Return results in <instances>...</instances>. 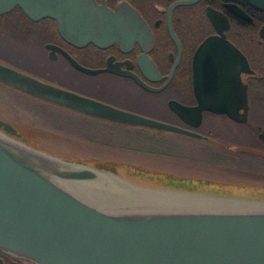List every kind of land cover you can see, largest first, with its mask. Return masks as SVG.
Masks as SVG:
<instances>
[{"label": "water", "instance_id": "water-1", "mask_svg": "<svg viewBox=\"0 0 264 264\" xmlns=\"http://www.w3.org/2000/svg\"><path fill=\"white\" fill-rule=\"evenodd\" d=\"M248 1L264 7V0ZM13 4L31 18L52 17L59 34L76 45L105 41L118 31L119 8L112 11L94 0H0V11ZM122 6L137 13L129 4ZM68 58L87 71L99 69ZM245 64L244 55L223 36L205 37L192 62L197 104L179 108L197 118L202 108L242 118L233 104L236 99L245 103L244 85L237 75ZM0 82L107 120L196 134L38 78L2 60ZM115 172L36 147L0 117V250L36 264H264L263 206L146 204L111 209L81 193L84 187L101 189L111 174L121 173Z\"/></svg>", "mask_w": 264, "mask_h": 264}, {"label": "flooded vegetation", "instance_id": "flooded-vegetation-1", "mask_svg": "<svg viewBox=\"0 0 264 264\" xmlns=\"http://www.w3.org/2000/svg\"><path fill=\"white\" fill-rule=\"evenodd\" d=\"M94 1L112 11L119 8L118 31L111 39L87 40L78 45L59 34L52 17L31 18L17 4L0 11V29L6 32L8 39L37 49L39 54L34 55L44 65L39 68L13 66L48 80L54 75L47 64L61 60L86 78L81 91H75L122 109L171 122L196 134L119 123L62 108L75 115L77 124L92 129L95 139L86 144L92 148L86 153L116 162L124 160L114 167L130 169L125 175L135 183L264 200V194L246 191L264 190V117L254 114L264 113L257 110L264 106V7L248 0ZM125 4L134 7L138 14L124 10L122 5ZM210 35L223 36L244 55L245 67H240L237 75L244 85L245 103L240 105L236 99L233 104L242 118L208 108L200 109L197 118L193 112L179 108L197 104L192 62L199 43ZM68 56L82 66L99 69L87 71L77 67ZM144 96L160 103L163 112L146 113L131 105L132 99ZM173 101L175 106L172 108ZM0 117L10 121L21 133L20 124L30 123L22 116L21 120ZM106 123L123 128L106 126ZM107 134L127 140L128 145L117 143V140L111 145L101 142V135ZM169 144L186 146L193 156L210 160L208 170L173 173L161 160L163 148ZM226 189L245 191L229 192ZM0 261L36 264L2 250Z\"/></svg>", "mask_w": 264, "mask_h": 264}, {"label": "rangeland", "instance_id": "rangeland-1", "mask_svg": "<svg viewBox=\"0 0 264 264\" xmlns=\"http://www.w3.org/2000/svg\"><path fill=\"white\" fill-rule=\"evenodd\" d=\"M34 53L39 54V51L34 47H30V45L11 41L8 39L6 32L0 29V60L5 59V61H8L9 64L17 65L18 67H29L30 65H33L39 68L40 66H44ZM47 66L48 69L51 70L50 72L54 75L49 77L48 80H51L54 83L57 82L59 85L66 86L74 90L81 91V87L86 81V78L81 74H78L70 69L61 60L51 61L47 64ZM86 87H88L87 84ZM20 97L22 96L20 95ZM35 101L36 100L34 99L30 100L32 104H38ZM0 102V108H2L0 109V112H4V116L9 117V113L13 112V109L21 110V114L24 112L25 114L23 115H29L27 117L38 124V130L30 123L20 124L22 133H25L28 137H30V142L28 143L35 146V142H37L38 139H42L48 143L51 141V143L58 149H63L68 152L85 154L86 151L92 150V148L86 146V144L89 143V137L93 135L92 129L83 125H78L74 118L75 116L70 112H66L59 106L51 104L45 106V109L42 112L32 113L30 110L27 112L26 109L19 108L20 105H18L17 102L14 103L13 101L8 99L6 100L1 97ZM130 102L131 105L146 113L163 112V107L160 103L153 102L150 98L145 96L139 97L136 100L132 99ZM11 106L14 107L12 108ZM257 110L264 112V106L258 107ZM254 114L256 117H264V113ZM222 128L227 129L226 126H222ZM36 135H39L40 137ZM36 147L38 146L36 145ZM163 150L164 152L161 153L163 155L161 160L164 164L168 165V169L173 171V173L191 171L192 173H196L197 171L208 170L210 166V160L193 156V154L188 151L189 148L186 146L178 147L173 144H169L167 147H164ZM93 155L96 154H90L91 159L87 161H90L93 164L101 165V167L111 169L116 172L118 170L122 172L120 174L118 173L119 176L111 174L105 184L102 185L103 187L100 186L101 189L99 187L97 189L91 187H81V191L85 193L86 197L91 200L94 199V202L106 208H129L146 204L179 207L204 205L220 206L218 203H211L204 200L206 199L205 197L216 196L208 192L180 187L176 188L172 186H168V188H166L163 186H150L144 183H135L133 180L131 181L129 179V176H126V171H129L130 169L114 167L120 162H125L124 160L121 159L116 162L114 159Z\"/></svg>", "mask_w": 264, "mask_h": 264}, {"label": "trees", "instance_id": "trees-1", "mask_svg": "<svg viewBox=\"0 0 264 264\" xmlns=\"http://www.w3.org/2000/svg\"><path fill=\"white\" fill-rule=\"evenodd\" d=\"M18 91V92H17ZM11 94V95H10ZM20 95L22 96V97H20ZM0 97L1 98H5L6 100L8 99V100H10V101H13L14 103H16L17 102V104L18 105H20L19 106V108H22V109H28V110H30V111H32V113L33 112H35V113H38V112H42L45 108V106H48V105H57V106H59L60 108H65V107H63V106H61V105H58V104H54V103H51V102H48V101H46V100H43V99H40V98H37V97H35V96H32V95H30V94H28V93H26V92H23V91H21V90H19V89H16V88H14V87H11V86H9V85H7V84H4V83H2V82H0ZM23 98H24V100H23ZM15 99V100H14ZM31 99H34V100H36L35 102H37L38 104H36V105H34V104H32L31 102H30V100ZM17 100H19V101H21V102H18ZM22 105H21V104ZM23 106V107H22ZM26 106V107H25ZM25 107V108H24ZM66 109H68V108H66ZM15 110V109H14ZM13 110V112H15V114H13V113H11L10 115L11 116H9V118L11 119L12 117L14 118H17V119H21L22 117L21 116H23V118H25L27 121H30V124L32 125V126H35V128L37 129L38 127V124L35 122V121H33V120H31V119H29L27 116H29V115H23V114H25L24 112H23V114H21L20 112H19V110H15L14 111ZM21 115V116H20ZM0 116H3V113H1L0 112ZM32 122V123H31ZM107 125L106 126H110V125H116L117 127H120V128H123L122 126H119L118 124H111V123H106ZM38 130V129H37ZM25 134V133H24ZM36 136H38V137H40L39 135H36ZM37 139V138H36ZM89 139L91 140H93V139H95V137H93V136H90L89 137ZM118 139H120V140H118ZM25 140L27 141V142H30V137H28L26 134H25ZM100 140H101V142H103V143H105V144H107V145H111L112 143H114V140H117V143H121L122 145H128L127 144V140H124L123 138H119V137H115V136H112V135H109V134H107V135H101V137H100ZM38 146V147H40V148H42V149H44V150H46V151H49V152H51V153H54V154H58V155H62V156H66V157H71V158H76V159H81V160H90L91 159V156H90V153H85V154H83V153H73V152H68V151H64L63 149H58L57 147H55L52 143H51V141H50V143H48L47 141H45V140H42V139H38L37 140V142H35V146ZM132 145H134V144H132ZM218 189V188H217ZM221 190V189H220ZM225 191H229V192H242V191H245V190H238V189H235V190H233V189H226ZM246 191H248V192H254V193H262V194H264V190H259V192H257L256 190H254V189H249V190H246Z\"/></svg>", "mask_w": 264, "mask_h": 264}, {"label": "bare ground", "instance_id": "bare-ground-1", "mask_svg": "<svg viewBox=\"0 0 264 264\" xmlns=\"http://www.w3.org/2000/svg\"><path fill=\"white\" fill-rule=\"evenodd\" d=\"M17 89V88H16ZM11 95V94H10ZM15 100V99H14ZM24 100V98H23ZM18 102H21L19 100H17ZM1 103V102H0ZM13 104V103H12ZM21 104V103H20ZM15 105V104H13ZM22 105V104H21ZM7 107V106H6ZM12 107V106H11ZM14 107V106H13ZM12 107V108H13ZM23 107V106H22ZM26 107V106H25ZM8 108V107H7ZM11 108V109H12ZM2 109V108H0ZM6 109V108H5ZM4 109V110H5ZM14 110V109H13ZM27 112H28V109H26ZM24 110V111H26ZM1 111V110H0ZM6 111V110H5ZM12 111V110H11ZM15 111V110H14ZM21 110H19L20 112ZM3 112V110H2ZM7 112V111H6ZM4 113V112H3ZM13 114H15V112H11ZM9 113V114H11ZM7 114V113H6ZM64 114V113H63ZM77 115V114H76ZM11 116V115H10ZM21 116V115H20ZM75 116V115H74ZM73 116V117H74ZM23 117V116H22ZM13 118V117H12ZM15 118V117H14ZM25 119V118H24ZM76 119V118H75ZM21 120V119H20ZM74 120V119H73ZM72 120V121H73ZM82 120V118H81ZM27 121V120H26ZM30 122V121H29ZM32 123V122H31ZM78 125H80L78 123ZM91 125V124H90ZM107 125V124H106ZM101 127V126H100ZM104 127V126H103ZM215 166V164H214ZM82 194L85 195V193H83V191H81ZM88 196V194H87ZM206 199L204 200H207L208 202H211V203H218V204H221V205H231V206H263L264 207V200H252V199H246V198H240V197H232V196H211V197H205ZM94 200V199H93ZM96 201V200H95Z\"/></svg>", "mask_w": 264, "mask_h": 264}, {"label": "crops", "instance_id": "crops-1", "mask_svg": "<svg viewBox=\"0 0 264 264\" xmlns=\"http://www.w3.org/2000/svg\"><path fill=\"white\" fill-rule=\"evenodd\" d=\"M121 172V171H120Z\"/></svg>", "mask_w": 264, "mask_h": 264}]
</instances>
